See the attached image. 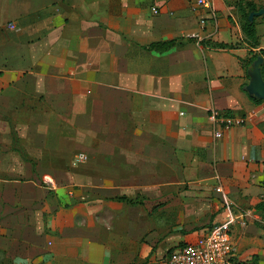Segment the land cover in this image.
Listing matches in <instances>:
<instances>
[{
    "label": "crops",
    "instance_id": "obj_1",
    "mask_svg": "<svg viewBox=\"0 0 264 264\" xmlns=\"http://www.w3.org/2000/svg\"><path fill=\"white\" fill-rule=\"evenodd\" d=\"M239 1L214 29L189 0H0V264H166L229 215L264 264V18L252 43ZM214 110L243 122L215 137Z\"/></svg>",
    "mask_w": 264,
    "mask_h": 264
},
{
    "label": "built area",
    "instance_id": "obj_2",
    "mask_svg": "<svg viewBox=\"0 0 264 264\" xmlns=\"http://www.w3.org/2000/svg\"><path fill=\"white\" fill-rule=\"evenodd\" d=\"M190 8L194 12L202 11L198 21L201 26H205L209 20L214 25V29L218 27V16L213 0H189ZM157 11L155 6L152 7ZM211 117L217 122L214 127L213 134L219 137L224 128L232 125H239L243 122V116L234 113H225L214 110ZM86 154L82 151L76 152L71 162L73 164L84 160ZM46 178V176H45ZM215 190L222 191L223 187L218 184ZM264 199V182L261 185ZM228 208H235L239 212L246 213L248 210L242 211L231 200H226L225 204ZM230 209V210H231ZM233 219L230 215L220 221H215L208 225L198 236L192 240L180 243L172 247L165 255L166 264H250L249 261L233 258V242L231 236V228Z\"/></svg>",
    "mask_w": 264,
    "mask_h": 264
},
{
    "label": "water",
    "instance_id": "obj_3",
    "mask_svg": "<svg viewBox=\"0 0 264 264\" xmlns=\"http://www.w3.org/2000/svg\"><path fill=\"white\" fill-rule=\"evenodd\" d=\"M264 12V7L252 9L248 13V19L253 20L254 16L260 15ZM264 58L262 54H257L252 60L250 66L247 68L249 75L248 81L244 84V89L252 96L264 99V77L261 69V64Z\"/></svg>",
    "mask_w": 264,
    "mask_h": 264
},
{
    "label": "trees",
    "instance_id": "obj_4",
    "mask_svg": "<svg viewBox=\"0 0 264 264\" xmlns=\"http://www.w3.org/2000/svg\"><path fill=\"white\" fill-rule=\"evenodd\" d=\"M238 6L240 8V10L243 12L242 13V23H241V27H242V31L243 33L245 34V36L252 42H256V16H254L253 20H249L248 19V13L250 10L252 9H258L260 7H264V6H259L257 7L254 3L252 2H247V7L245 8L244 6V2L242 1H239L238 2ZM263 15H264V12H263ZM206 42H210V44L212 45H215V46H221V47H224V46H227L223 43H220V42H215V41H210V40H206ZM263 52V49L261 48L259 51H255L251 54L250 56V60H249V66L252 62V60L256 57L257 54H261ZM263 67V63L261 64V69ZM254 100L256 101H259L261 100V98H257V97H254L252 95H250ZM258 207H261V205H257V208ZM250 264H256V257L254 256L253 257V260L249 261Z\"/></svg>",
    "mask_w": 264,
    "mask_h": 264
},
{
    "label": "rangeland",
    "instance_id": "obj_5",
    "mask_svg": "<svg viewBox=\"0 0 264 264\" xmlns=\"http://www.w3.org/2000/svg\"><path fill=\"white\" fill-rule=\"evenodd\" d=\"M258 3H261V4H259V6H264V1L262 2V0H259ZM263 16H264L263 13L260 14V15H256V19H257V21H258L259 23L262 22V19L264 18ZM202 44H207V43L204 41V42H202ZM260 49H261V48H260ZM262 49H263V51H264V48H262ZM249 63H250V62H249Z\"/></svg>",
    "mask_w": 264,
    "mask_h": 264
}]
</instances>
